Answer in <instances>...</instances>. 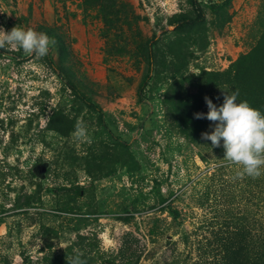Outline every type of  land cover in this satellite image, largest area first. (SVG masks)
<instances>
[{"label":"rangeland","instance_id":"374dc122","mask_svg":"<svg viewBox=\"0 0 264 264\" xmlns=\"http://www.w3.org/2000/svg\"><path fill=\"white\" fill-rule=\"evenodd\" d=\"M14 26L53 43L43 58L0 49V264H220L199 240L250 185L195 114L233 94L220 74L259 43L264 0H0ZM81 120L90 142L73 136Z\"/></svg>","mask_w":264,"mask_h":264},{"label":"trees","instance_id":"16d2710c","mask_svg":"<svg viewBox=\"0 0 264 264\" xmlns=\"http://www.w3.org/2000/svg\"><path fill=\"white\" fill-rule=\"evenodd\" d=\"M232 0H228L230 3ZM199 18H192L187 16L176 15L170 20V25H177V27H188L198 21ZM151 60L152 54H148L149 68L139 87V95H142L143 89L147 86L148 80L151 76ZM222 78V85L225 87L233 85V93H237V103L246 101L252 108H258L256 101L264 97V34L259 43L249 55L243 56L240 60L234 63L230 69L220 74ZM73 91L76 89L72 86ZM254 88V90H252ZM232 93V92H231ZM78 94V93H77ZM78 97L84 103L89 105L92 109H97L92 102L85 96ZM238 183L245 182L250 185L248 189L245 187H236L230 190L232 193L236 190H241L243 195L237 196L229 194L231 199L228 209H224L226 213V220L221 224L222 229L215 232L214 238L208 240L207 237L199 240V245L203 246L204 242L208 245L218 247V251L214 250L208 254H213L214 259H217L220 264H260L255 262L250 257L251 250L254 253L259 247L249 248L248 243L264 244V188L260 184L253 183L249 180L253 178L234 179ZM210 196L209 192L202 198ZM162 202H166V198H162ZM254 207V212L249 213L247 208L249 205ZM236 205V206H234ZM232 207L238 208L237 218L231 215ZM172 209V205L169 206ZM178 215V212H175ZM217 249V248H216Z\"/></svg>","mask_w":264,"mask_h":264},{"label":"clouds","instance_id":"9594fccd","mask_svg":"<svg viewBox=\"0 0 264 264\" xmlns=\"http://www.w3.org/2000/svg\"><path fill=\"white\" fill-rule=\"evenodd\" d=\"M53 41L47 34L32 28L14 26L10 31L0 27V49L5 51L22 50L25 54L43 58L49 52ZM237 93H225L223 104L217 107L205 97L208 112L196 113L195 118L214 122L211 133H202V137L211 141L213 147L224 149V160L236 165V177H260L264 172V114L252 108L246 101L237 103ZM73 136L77 141L90 142L87 127L78 121ZM82 254L77 253L67 260V264H85Z\"/></svg>","mask_w":264,"mask_h":264}]
</instances>
